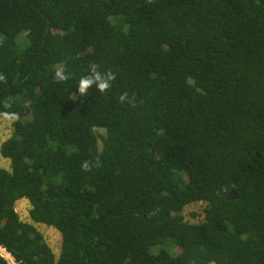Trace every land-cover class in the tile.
<instances>
[{
  "label": "trees",
  "instance_id": "16d2710c",
  "mask_svg": "<svg viewBox=\"0 0 264 264\" xmlns=\"http://www.w3.org/2000/svg\"><path fill=\"white\" fill-rule=\"evenodd\" d=\"M92 63L116 79L80 97ZM0 73V117H18L0 246L17 264H264V0H0Z\"/></svg>",
  "mask_w": 264,
  "mask_h": 264
},
{
  "label": "rangeland",
  "instance_id": "374dc122",
  "mask_svg": "<svg viewBox=\"0 0 264 264\" xmlns=\"http://www.w3.org/2000/svg\"><path fill=\"white\" fill-rule=\"evenodd\" d=\"M23 41L22 39H20ZM29 43V40L28 42ZM17 116H3L0 117V148L1 144L8 139L13 132V124L17 120ZM0 167L10 169V160L1 156L0 153ZM206 204L203 202L193 203L188 205L184 210L186 220L190 222H199L204 219V208ZM16 209L20 214L23 221L33 223L45 236L49 245L52 247L53 252L58 257L62 248V235L55 228L46 224L34 223L30 218L31 205L27 199H21L16 204ZM172 255L178 254L181 249L178 246H174L170 249ZM0 254L4 256L11 264H17L13 257L3 248L0 247Z\"/></svg>",
  "mask_w": 264,
  "mask_h": 264
},
{
  "label": "clouds",
  "instance_id": "9594fccd",
  "mask_svg": "<svg viewBox=\"0 0 264 264\" xmlns=\"http://www.w3.org/2000/svg\"><path fill=\"white\" fill-rule=\"evenodd\" d=\"M70 78V74L66 73L65 69L62 66L56 68L54 79L57 83L66 82ZM7 79L8 78L4 73H0V83L6 84ZM115 79L116 74L111 69L102 71L100 65L92 63L89 65L88 73L80 78L76 90L80 97H87L89 95V90L92 88H95L102 94L107 93L112 88L113 81H115ZM119 102L121 104H128L132 107H136L135 96H130L127 92H123L119 95ZM100 166L101 161L99 157H97L95 161L85 160L81 164V168L85 172H90L93 168H98ZM222 191L224 193H227V189H222Z\"/></svg>",
  "mask_w": 264,
  "mask_h": 264
},
{
  "label": "water",
  "instance_id": "95a60500",
  "mask_svg": "<svg viewBox=\"0 0 264 264\" xmlns=\"http://www.w3.org/2000/svg\"><path fill=\"white\" fill-rule=\"evenodd\" d=\"M238 196L235 194V193H231L229 196H228V199H234V198H237Z\"/></svg>",
  "mask_w": 264,
  "mask_h": 264
}]
</instances>
